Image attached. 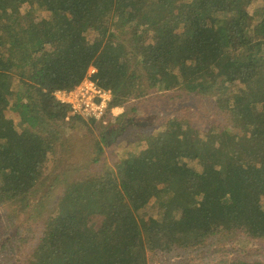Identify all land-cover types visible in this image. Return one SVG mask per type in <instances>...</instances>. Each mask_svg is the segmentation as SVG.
Listing matches in <instances>:
<instances>
[{
    "label": "trees",
    "instance_id": "16d2710c",
    "mask_svg": "<svg viewBox=\"0 0 264 264\" xmlns=\"http://www.w3.org/2000/svg\"><path fill=\"white\" fill-rule=\"evenodd\" d=\"M90 68L132 130L110 165L105 131L118 118L86 121L55 97ZM74 160L43 192L45 166ZM0 204L49 213L39 237L30 222L0 232L2 264H148L149 253L203 250L204 264H262L204 246L264 243V0H0Z\"/></svg>",
    "mask_w": 264,
    "mask_h": 264
},
{
    "label": "rangeland",
    "instance_id": "374dc122",
    "mask_svg": "<svg viewBox=\"0 0 264 264\" xmlns=\"http://www.w3.org/2000/svg\"><path fill=\"white\" fill-rule=\"evenodd\" d=\"M22 11H24V6L22 7ZM161 101L165 107L163 111H166L167 107H166L165 101L163 99H160L159 96L157 98H154V103L156 102L155 104L156 106H158ZM198 102H201L203 104L202 107H199L198 105L197 107L200 111H205L204 116L206 118H208L212 112L214 113L213 107L208 105L210 104V102H206V100H200V99ZM186 105H189L192 107L195 106L192 99H189L188 101H186ZM163 111L161 115H164L167 113ZM155 112L156 111H152L150 113L149 122L146 121L148 119L147 116L149 115H147L143 119V123H146V125L150 126V128H153V125L157 118V115H155ZM116 113L118 114L120 113L118 116V120H116L114 124L109 125V127L107 128L108 131L104 128L102 129L95 128L96 135H98L100 131L102 132L103 130L104 131L106 130L105 134L108 138V144H104V154L102 156V159L106 160L108 165L113 164L112 162L115 159H120L128 154L126 153V149L129 146L127 141L130 138L129 133L132 132V130H127V132L125 133L123 132L124 127H126L127 124L129 123L128 118L125 115L124 108L123 110L116 111ZM223 117L225 118V116H218V117H215V119L218 122L219 121L224 122ZM225 123H226V120H225ZM200 127L204 131L207 130V126L203 122L200 124ZM150 130H153V129H150ZM67 133H68L66 135L67 139L77 138V140H80V141L82 139L81 136H78V135H81L78 133V130H73V131L70 130ZM138 141L141 144L144 143L145 144L144 147L146 146L147 142L143 140V137H140ZM67 145L71 146L69 144ZM59 161L61 162L60 159L58 160V162ZM77 163H79V161L77 160L70 161V162L63 161V163H61L60 165L56 164V166L55 165L53 166L52 163L51 164L48 163L47 166H45L43 174H42L43 177L47 179V182H45L46 186L44 185V187L42 188L43 192L49 191L48 188H49V185L51 184V181H49V178L54 177L53 175L57 172V169L62 172L66 169L68 170L67 164L76 165ZM70 173H69L70 174L69 178L72 179L76 172H70ZM69 174H67V176ZM59 191L60 189L57 185L51 193V199H56L60 194ZM41 196H42L41 194H36L37 198ZM15 208L17 207L10 208L9 206H6V205L4 206L0 204V232L4 233L5 229H8L6 230L7 232L4 235V238H6L10 233L11 235H14L15 233H17V231L23 230L24 227L29 225V222L35 225L34 230L38 233V234H34V237H39L41 230H42L43 222L49 216V213L46 212L44 213V216L39 218L40 215L37 209H35V211L28 210L25 213H20L16 211ZM148 209H149L148 211H150L151 214L154 213V210L152 211L150 208ZM232 247H235V249L237 250L232 251L231 250ZM204 248L205 250L216 252L217 259H223V256H224L227 260H232L235 258H242V259H245L246 261L261 262L262 264H264V243L262 242H257V243L250 242L249 243V240H248V242L244 244L231 245L229 242H220L217 245H213L209 241L208 244L204 246ZM211 259H212V255H210L204 250L199 251L196 254L195 253L180 254L179 256H176V255L171 256L169 254L166 255L160 252H156V253L153 252V253L148 254V264H204ZM2 263H3V254H2V248L0 247V264Z\"/></svg>",
    "mask_w": 264,
    "mask_h": 264
},
{
    "label": "built area",
    "instance_id": "2783aa9c",
    "mask_svg": "<svg viewBox=\"0 0 264 264\" xmlns=\"http://www.w3.org/2000/svg\"><path fill=\"white\" fill-rule=\"evenodd\" d=\"M96 72L90 68L86 78L72 90H59L55 97L61 104L67 105L70 115L77 116L86 121H104L105 116L110 111L111 117L118 118V110L122 107L111 108L112 93L110 90L101 88L93 79L92 75Z\"/></svg>",
    "mask_w": 264,
    "mask_h": 264
}]
</instances>
